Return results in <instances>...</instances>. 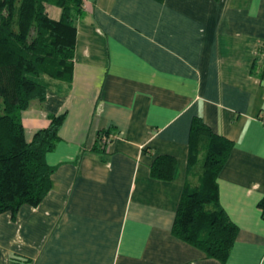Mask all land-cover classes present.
Returning a JSON list of instances; mask_svg holds the SVG:
<instances>
[{
  "label": "crops",
  "instance_id": "obj_1",
  "mask_svg": "<svg viewBox=\"0 0 264 264\" xmlns=\"http://www.w3.org/2000/svg\"><path fill=\"white\" fill-rule=\"evenodd\" d=\"M84 10L73 82L48 79L45 101L21 112L28 143L67 116L46 158L51 191L0 215V264H264V0H84ZM197 118L233 142L217 176L238 227L225 263L172 232L185 186L201 180L188 165ZM109 130L107 152L93 151ZM159 155L176 158L173 180L152 177Z\"/></svg>",
  "mask_w": 264,
  "mask_h": 264
},
{
  "label": "trees",
  "instance_id": "obj_2",
  "mask_svg": "<svg viewBox=\"0 0 264 264\" xmlns=\"http://www.w3.org/2000/svg\"><path fill=\"white\" fill-rule=\"evenodd\" d=\"M47 5L61 9L59 20L48 15ZM84 13V0H0V215L11 213L15 218L22 206H39L53 187L55 167L46 158L61 141L59 131L67 114L52 115L49 125L28 143L21 112L35 101H45L48 79L73 82L76 20ZM258 59L264 64L262 57ZM109 132L96 134L93 151L107 152ZM190 132L188 165L191 170L201 166V180L185 186L172 232L208 258L225 263L238 227L220 207L217 176L226 166L233 142L198 118ZM176 164L174 156L159 155L150 167L151 175L173 180ZM259 208L264 215V198Z\"/></svg>",
  "mask_w": 264,
  "mask_h": 264
},
{
  "label": "built area",
  "instance_id": "obj_3",
  "mask_svg": "<svg viewBox=\"0 0 264 264\" xmlns=\"http://www.w3.org/2000/svg\"><path fill=\"white\" fill-rule=\"evenodd\" d=\"M262 118V121H263V123H264V117H261Z\"/></svg>",
  "mask_w": 264,
  "mask_h": 264
}]
</instances>
